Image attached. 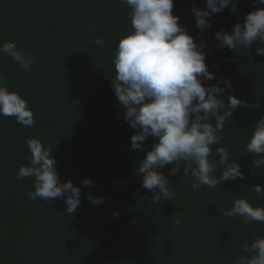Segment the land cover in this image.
Here are the masks:
<instances>
[{"label": "trees", "instance_id": "1", "mask_svg": "<svg viewBox=\"0 0 264 264\" xmlns=\"http://www.w3.org/2000/svg\"><path fill=\"white\" fill-rule=\"evenodd\" d=\"M234 2L235 12L229 5L213 13L203 32L192 8L205 9L206 0H174L173 14L198 45H205L215 79L203 84L226 78L231 88L221 94L225 103L229 94L246 102L233 111L221 143L212 146V157L218 161L216 148L224 147L245 178L193 190L183 163L176 175L170 174L174 165H167L161 171L175 196L152 204L145 196L154 193L142 187L137 166L154 140L143 142L144 151L132 150L136 130L123 119L111 87L118 41L131 31L130 9L120 0H0V45L15 41L36 56L25 71L0 53V73L10 91L28 101L35 120L25 127L15 117L0 116V264H234L244 243L264 235V223L245 225L242 217L220 214L241 197L264 206L253 190L264 186V166L252 163L262 157L246 152L251 128L264 117V56L256 53L264 45L257 41L235 52L217 47L215 39L216 32L231 31L264 5ZM96 37L103 38L102 46L94 43ZM29 138L51 146L61 182L71 180L80 188L75 216L66 212L63 198H28L34 177L21 180L17 173L21 165L29 166ZM223 168L217 166V178ZM85 178L93 185H83ZM89 193L104 203L93 204Z\"/></svg>", "mask_w": 264, "mask_h": 264}, {"label": "clouds", "instance_id": "2", "mask_svg": "<svg viewBox=\"0 0 264 264\" xmlns=\"http://www.w3.org/2000/svg\"><path fill=\"white\" fill-rule=\"evenodd\" d=\"M120 2L130 9L131 31L118 41L113 60L116 75L111 87L123 110V119L136 130L130 138L132 150L144 151L143 142L149 137L154 140L151 150L137 166L142 187L154 193L145 199L156 204L162 198L171 200L175 196L169 188L170 181L161 171L167 165H174L170 174L176 175L183 163L184 176L193 178V190L204 186L211 189L221 181L243 180L241 165L236 160L230 163L229 152L222 146L216 148L217 161L212 157V146L221 143L233 111L246 102L229 94L225 103L221 94L231 88L226 78H221L217 84H203V80L215 79L206 64L205 45H198L180 25V17L173 14L174 0ZM256 2L264 5V0ZM229 5L235 12L234 0H206L205 9L193 7L196 26L203 32L210 27L207 18ZM90 30L96 31L94 27ZM215 39L219 41L217 47L235 52L240 48L248 49L257 41L264 45V7L247 13L243 23L235 24L231 31L216 32ZM94 43L102 46L103 38L96 37ZM0 53L11 57L25 71H30L36 60L34 53L18 48L15 41L0 45ZM256 53L264 56V47H256ZM6 81L7 77L0 73V116L15 117L16 123L25 127L34 126V112L28 101L18 92L10 91ZM251 133L246 152L262 157L252 161L255 168L261 169L264 166V117L254 124ZM26 144L31 153L29 166L19 167L17 179L34 177L35 190L28 192V198L46 201L63 198L66 212L75 216L81 204V190L71 180L61 182L53 148L45 146L39 138H29ZM218 165L224 166L219 178L215 175ZM82 184L91 186L93 181L85 178ZM253 190L257 197L264 198V186L255 185ZM87 198L93 204L104 203L102 197L91 193ZM220 214L242 217L245 225L264 223V206H253L245 197L235 199L231 209H223ZM179 223L177 219L175 224ZM241 251L243 254L236 257L234 264H264V235L256 234L250 244L246 242L241 246Z\"/></svg>", "mask_w": 264, "mask_h": 264}]
</instances>
